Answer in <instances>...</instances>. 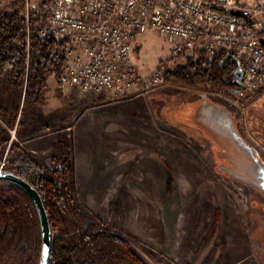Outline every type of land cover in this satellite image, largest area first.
Returning a JSON list of instances; mask_svg holds the SVG:
<instances>
[{
  "label": "rangeland",
  "instance_id": "374dc122",
  "mask_svg": "<svg viewBox=\"0 0 264 264\" xmlns=\"http://www.w3.org/2000/svg\"><path fill=\"white\" fill-rule=\"evenodd\" d=\"M8 5L0 0V10ZM29 6L43 22V3ZM169 48L148 31L137 36L133 60L149 74ZM6 79L0 75V168L12 172L23 156L50 171L61 184L57 208L69 231L106 229L147 264H264V192L243 180V158L227 155L196 116L199 102L221 107L264 162V87L213 90L163 81L115 97L81 94L49 76L45 90L25 97V86ZM234 165L239 174L228 169ZM46 211L53 238L57 229ZM19 231L0 247V264H39L41 242L31 229Z\"/></svg>",
  "mask_w": 264,
  "mask_h": 264
},
{
  "label": "built area",
  "instance_id": "2783aa9c",
  "mask_svg": "<svg viewBox=\"0 0 264 264\" xmlns=\"http://www.w3.org/2000/svg\"><path fill=\"white\" fill-rule=\"evenodd\" d=\"M25 7L28 15L29 0ZM46 12L38 35L69 42L60 82L81 94L139 95L197 49L232 54L245 69L244 90L264 87V0H47ZM148 31L169 42L170 56L142 74L133 51Z\"/></svg>",
  "mask_w": 264,
  "mask_h": 264
},
{
  "label": "trees",
  "instance_id": "16d2710c",
  "mask_svg": "<svg viewBox=\"0 0 264 264\" xmlns=\"http://www.w3.org/2000/svg\"><path fill=\"white\" fill-rule=\"evenodd\" d=\"M25 3L26 0H9L8 9L0 10V75L6 76L11 87L25 86L26 97L45 90L49 76L60 81L69 42L40 37L38 31L43 22L32 10L26 14ZM43 5L47 6V0ZM226 54L221 50L208 57L204 50L197 49L185 57V63L166 70L163 81L189 88L237 91L239 88L231 80L236 65L231 60L223 61ZM13 163L12 172L44 193V206L57 229L49 264H147L125 240L106 229L88 225L79 231H69L57 208L63 198L57 178L33 158L21 156ZM0 185V247L9 245L23 228L31 229L37 241L42 242L37 211L30 198L12 183L0 180ZM26 264L38 262L30 259Z\"/></svg>",
  "mask_w": 264,
  "mask_h": 264
},
{
  "label": "water",
  "instance_id": "95a60500",
  "mask_svg": "<svg viewBox=\"0 0 264 264\" xmlns=\"http://www.w3.org/2000/svg\"><path fill=\"white\" fill-rule=\"evenodd\" d=\"M226 60H231L236 65L235 75L237 79L233 83L240 90H244L245 87L242 81L245 69L241 61L230 53H227L223 59V61ZM196 116L198 122L210 132L227 155H230L235 160L243 158V166L248 171L246 178L243 180L264 192V163L259 160L256 149L240 138L227 112L216 104L203 101L197 106ZM235 165L228 169L237 173L239 167ZM0 180L19 187L34 204L39 219L42 241L39 264H49L52 243L51 227L41 194L23 177L2 168H0Z\"/></svg>",
  "mask_w": 264,
  "mask_h": 264
},
{
  "label": "crops",
  "instance_id": "0c3cea01",
  "mask_svg": "<svg viewBox=\"0 0 264 264\" xmlns=\"http://www.w3.org/2000/svg\"><path fill=\"white\" fill-rule=\"evenodd\" d=\"M170 49V48H169ZM133 54H134V51H133ZM135 62V61H134ZM135 64H136V62H135ZM136 66L138 67V69L140 70V72H141V67H139L137 64H136ZM142 73V72H141ZM135 94V93H134ZM128 95H131V94H128ZM199 104H200V102H199ZM199 104H197V106L199 105ZM196 106V107H197Z\"/></svg>",
  "mask_w": 264,
  "mask_h": 264
},
{
  "label": "flooded vegetation",
  "instance_id": "af4514ba",
  "mask_svg": "<svg viewBox=\"0 0 264 264\" xmlns=\"http://www.w3.org/2000/svg\"><path fill=\"white\" fill-rule=\"evenodd\" d=\"M257 151V150H256ZM258 153V152H257ZM259 156V155H258ZM260 159V158H259ZM261 161V160H260ZM262 162V161H261ZM262 163H264V162H262Z\"/></svg>",
  "mask_w": 264,
  "mask_h": 264
}]
</instances>
